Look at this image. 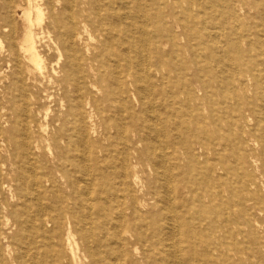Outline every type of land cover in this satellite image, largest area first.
I'll return each mask as SVG.
<instances>
[{"label":"bare ground","instance_id":"obj_1","mask_svg":"<svg viewBox=\"0 0 264 264\" xmlns=\"http://www.w3.org/2000/svg\"><path fill=\"white\" fill-rule=\"evenodd\" d=\"M224 1L239 59L231 110L247 126L263 125L259 139H248L249 162L239 153L232 195L240 205L246 192L257 209L264 53L255 63L245 57L253 52L248 25H264V0ZM209 7L0 0V264H243L236 242L218 235L217 212L206 217L227 193L221 66L204 54L215 41ZM208 121L213 134L192 128Z\"/></svg>","mask_w":264,"mask_h":264},{"label":"rangeland","instance_id":"obj_2","mask_svg":"<svg viewBox=\"0 0 264 264\" xmlns=\"http://www.w3.org/2000/svg\"><path fill=\"white\" fill-rule=\"evenodd\" d=\"M224 2V0H207L209 6L211 3L212 6L215 5V8H212V10L209 7L207 12L211 11V13L205 16L208 29L214 34L215 41L208 40L205 42L204 48H206V50L204 54L211 58L213 65L215 62L217 63V61H220L221 66L220 75L222 78L219 83L222 88L221 94H223V97H221V104L218 106V110L222 116V120L219 122V135L221 141L218 149L221 154L219 164L227 171V175L221 182L220 189L221 191H227V193L225 196L218 199V205L212 208L211 213L207 214L206 217L209 220L210 214H212L213 211L217 212V222L215 225L217 227L222 226L223 228L218 235L222 237L227 236L231 241L236 242L240 252L245 254L243 264H264V205L259 204V208L253 209V204L245 202V200L249 199L246 192H243L244 203L237 205L236 198L232 195L233 190L236 188V182L239 180L238 173L241 172L239 165L241 154L239 153H242L244 162H249L248 150L250 146H248L249 143H247L248 139H259L263 133V125L261 123L258 125L255 120L254 124L247 126L242 119L243 115L235 110H231V105L234 104L235 101L230 91L231 87L228 85L229 76L233 75V71L239 63V59L231 47L235 23L231 18L229 19L219 10V4L221 3L223 6ZM248 30L247 34L251 38L253 52L247 55L245 60L246 62L255 63L256 61L262 60L260 54L264 53V25L256 20L248 25ZM162 47H164V50L167 52L170 50L168 45H162ZM177 112L180 115L178 109ZM251 127L254 128V137H250L249 134V128ZM192 128H196L200 133L207 128L210 134L214 133L210 121H208L206 127L201 124H195L192 125ZM240 128H242L243 131V135L241 136ZM178 130L182 131V128ZM171 164L172 160H170V165ZM181 165V171L186 170L184 163ZM169 169H171V166H169ZM195 172L197 173V171ZM174 174L176 175L177 171H175ZM241 182H243V180H241ZM197 187L199 192L204 189L203 183H199ZM173 189H175L178 194V184L174 183L170 188L171 197L174 195Z\"/></svg>","mask_w":264,"mask_h":264}]
</instances>
